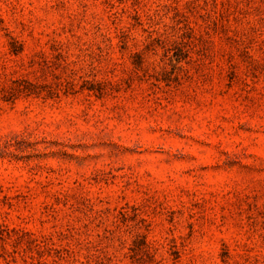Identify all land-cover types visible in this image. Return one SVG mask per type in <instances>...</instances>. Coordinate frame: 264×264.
<instances>
[{
    "label": "rangeland",
    "instance_id": "1",
    "mask_svg": "<svg viewBox=\"0 0 264 264\" xmlns=\"http://www.w3.org/2000/svg\"><path fill=\"white\" fill-rule=\"evenodd\" d=\"M0 264H264V0H0Z\"/></svg>",
    "mask_w": 264,
    "mask_h": 264
}]
</instances>
